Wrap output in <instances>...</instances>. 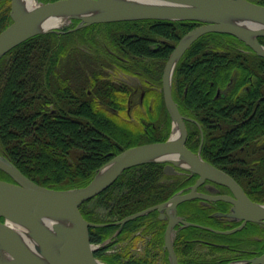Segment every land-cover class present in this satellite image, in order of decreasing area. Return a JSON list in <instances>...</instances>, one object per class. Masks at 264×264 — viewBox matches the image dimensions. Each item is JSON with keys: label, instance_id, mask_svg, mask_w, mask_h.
I'll list each match as a JSON object with an SVG mask.
<instances>
[{"label": "trees", "instance_id": "obj_1", "mask_svg": "<svg viewBox=\"0 0 264 264\" xmlns=\"http://www.w3.org/2000/svg\"><path fill=\"white\" fill-rule=\"evenodd\" d=\"M10 2L0 1V31L11 23ZM198 24L114 21L23 41L0 59V155L39 185L71 189L87 185L124 149L165 141L172 122L162 90L168 43ZM259 40L264 44V37ZM158 41L167 43L154 49L152 42ZM109 55L118 69L114 78L102 69L111 63ZM120 73L135 75L140 86ZM218 88L224 91L217 97ZM173 96L181 113L202 126L203 157L232 175L246 192L257 190L251 197L264 202V57L232 34L205 33L177 64ZM188 124L194 137L188 141H194L190 147L197 151L201 129L194 121ZM217 149V154L210 152ZM0 178L9 177L0 169ZM184 178L165 173L163 163L136 165L80 210L89 221L115 222L165 202L191 184ZM181 205L190 221L211 226L217 220L197 199ZM162 221L153 210L126 222L115 237L119 225L90 227L91 242L100 245L95 256L109 264H169L162 249ZM197 237L229 243L232 235L195 226L181 229L175 242L181 264L196 262ZM140 240L144 250L132 252Z\"/></svg>", "mask_w": 264, "mask_h": 264}, {"label": "water", "instance_id": "obj_2", "mask_svg": "<svg viewBox=\"0 0 264 264\" xmlns=\"http://www.w3.org/2000/svg\"><path fill=\"white\" fill-rule=\"evenodd\" d=\"M10 16L12 22L0 32V59L28 38L59 28L60 25L44 26L53 18L78 19V28L139 19H186L202 24L181 38L164 67V100L173 123L165 141L124 149L102 165L87 185L71 189L39 185L0 155V169L13 180L0 179V264H107L94 255L97 247L90 241L89 228L122 226L152 210H158L160 218H168L164 248L169 252L170 264H179L173 247L175 226L201 225L183 220L177 215V208L195 197L231 202L232 211L219 215L243 220L240 226L217 232L233 233L247 222H264V203L253 201L231 175L205 161L201 151L194 152L186 146L185 117L172 92L178 62L205 33L232 34L264 57V45L258 39L264 37V5L249 0H54L39 4L33 0L31 5L23 6L20 0H11ZM145 163H165V173H177L176 168H179L197 174L199 180L190 192L177 193L163 203L114 223H95L82 215L79 207L83 202L108 188L125 169ZM206 180L227 186L234 197L197 192V186ZM47 219L56 222L47 224ZM13 224L24 230L27 239L11 226ZM251 264H264V254L252 259Z\"/></svg>", "mask_w": 264, "mask_h": 264}, {"label": "flooded vegetation", "instance_id": "obj_3", "mask_svg": "<svg viewBox=\"0 0 264 264\" xmlns=\"http://www.w3.org/2000/svg\"><path fill=\"white\" fill-rule=\"evenodd\" d=\"M247 53H252V52L248 51ZM256 55L258 54L256 53ZM122 74L125 75L122 77L129 84L133 85L136 88L140 86V80L135 75H131L128 73L127 74L120 73V75ZM135 91L137 92V90ZM144 94L145 92L141 93L140 101L144 99L145 97ZM252 110L256 112L257 108L254 107ZM183 116L185 117V120H186L187 116L185 115ZM202 134L203 133H201V143L197 151H194L193 149L192 150L194 152L201 151V156L203 157L202 144H203L204 138ZM210 152L212 154H217L220 151L219 149H217V150H211ZM212 165L218 167L213 162H212ZM218 168L222 169L221 167H218ZM170 175L182 176V177H185L184 178L185 181L187 180L191 181L190 185L182 189L183 191L185 190L186 192L190 191L192 186H194L199 180L198 175L193 174L191 172L184 171V170H181V171L179 170V173H171ZM240 186L242 187L241 184ZM243 190L252 200H254L251 197V195L254 196V194L257 193V190L249 191V192H246L244 188ZM197 192L208 194L211 196L228 195V196L234 197L233 192L227 186L221 185V184L209 181V180H206L203 183L199 184L197 186ZM195 199H197L201 205H203L208 210H210V214H209L210 217L216 218L217 220L212 221L211 226L202 224V223H196L194 221H190L188 220V218H186L188 214L183 211L184 210L183 205H180L178 209V213H179V216L182 217L185 221L193 222L195 224H199L201 226L211 228V229H208V228H205V229L210 230L214 233H217L216 230L223 231V230L233 229L237 226H240L243 223V220L238 219V218H230V217L218 215V214H226V213L231 212L233 208V204L231 202H226L223 200H205L201 198H195ZM258 202H262V201H258ZM189 206H193V205H189ZM187 210H190V208H187ZM192 211L194 210H192V207H191V212ZM158 219H160L159 216H158ZM164 221H165V225L167 226L168 220H164ZM164 221L162 222L164 223ZM166 226H165V229H166ZM219 234L232 235V237L227 240L229 241V243H225L226 240H223V239H220L218 241L216 240L208 241V240H204L198 237L193 239V240H197L195 241L197 246L194 248V250L197 252V260L196 262L191 263V264H199V263L201 264H236V263L249 264L251 263L252 259L259 257L260 255L264 253V222H247L242 229L236 232L228 233V234L226 233H219ZM177 236H178V233H177ZM149 238H151V236H149ZM204 242H206V244ZM162 249L165 252L163 247ZM179 264L181 263L179 262Z\"/></svg>", "mask_w": 264, "mask_h": 264}, {"label": "bare ground", "instance_id": "obj_4", "mask_svg": "<svg viewBox=\"0 0 264 264\" xmlns=\"http://www.w3.org/2000/svg\"><path fill=\"white\" fill-rule=\"evenodd\" d=\"M249 1H252V2H254V3H258L257 1H254V0H249ZM20 2H21V4H23V6H29V5H31L32 4V2H33V0H20ZM186 19H184V20H172V21H185ZM73 21H77L78 23H77V25H74V24H72V22ZM188 21H190V20H188ZM191 21H194V20H191ZM70 22H71V24H68L66 27H61V28H57L56 30H54V31H56V32H58V33H62V32H67V31H76V30H79V29H81L80 27L78 28V25H79V23H80V20H78V19H72V20H70ZM197 22V24L198 25H201L202 24V22H199V21H196ZM61 23H62V20L60 19V18H53V19H49L48 21H46L45 23H44V26L47 28V27H51V26H57V25H61ZM10 25V23L7 25V26H9ZM6 26V27H7ZM5 27V28H6ZM86 27V26H85ZM196 27V26H195ZM194 27V28H195ZM4 28V29H5ZM83 28V27H82ZM4 29H2L1 31H3ZM193 29V28H192ZM191 29V30H192ZM0 31V32H1ZM189 32V31H188ZM187 32V33H188ZM184 36V35H183ZM182 36V37H183ZM181 37V38H182ZM181 38L180 39H178L177 40V42H174V43H168V46H169V49H171V51H170V54L169 55H171L172 54V52L174 51V49L176 48V46H177V44L179 43V41L181 40ZM161 42H164V41H158V42H152V47L154 48V49H157V48H160V46H161ZM164 43H167V42H164ZM12 50V49H11ZM10 50V51H11ZM10 51H8V52H10ZM7 52V53H8ZM6 53V54H7ZM5 54V55H6ZM259 55V54H258ZM118 56V55H117ZM108 57V59H106L107 60V63L108 62H111L110 64H108V65H105L102 69L103 70H105V71H107L108 73L110 72L111 74H112V77L114 78L116 75H117V71H118V69H117V66H116V63H114V61H113V59H114V56L113 55H109V56H107ZM263 57V56H262ZM163 72H164V70H163ZM120 76H125V75H120ZM162 77H163V74H162ZM107 78H110V76H107ZM223 89H221V88H218V90H217V93H216V96L218 97V96H220L222 93H223ZM173 98H174V96H173ZM175 100V99H174ZM137 103V101H136V98H134V103ZM164 102H165V100H164ZM176 102V101H175ZM177 103V102H176ZM166 105V104H165ZM178 105V104H177ZM179 107V106H178ZM167 108V107H166ZM168 111V110H167ZM168 113H169V111H168ZM169 115H170V113H169ZM171 117V116H170ZM172 119V118H171ZM190 121H194L195 123H197V125H198V127L201 129V133L203 132L202 131V126L198 123L199 121L198 120H196V119H194V118H192V117H188L187 116V118H186V120H185V125H186V128H187V131H188V137H187V141H186V146L188 147V148H190V146L192 145V142H194V141H188V138L190 137L191 139H194V137H192L191 135H190V130H189V124L188 123H190ZM173 125V123L171 122V131H172V126ZM202 136H203V138H204V135L202 134ZM8 160H10V159H8ZM204 160L205 161H207L208 163H210V164H212V161L210 160V159H205L204 158ZM11 161V160H10ZM109 161V160H108ZM107 161V162H108ZM12 162V161H11ZM106 162V163H107ZM106 163H104V164H106ZM103 164V165H104ZM132 167H134V166H132ZM132 167H129V168H127V169H125L124 171H122V173L118 176V178L126 171V170H128V169H130V168H132ZM3 171V170H2ZM6 173V172H5ZM7 174V173H6ZM8 175V177L9 178H0V179H2V180H6V181H13L12 180V178L10 177V175L9 174H7ZM117 178V179H118ZM116 179V180H117ZM115 180V181H116ZM114 181V182H115ZM113 182V183H114ZM112 183V184H113ZM111 184V185H112ZM110 185V186H111ZM107 189V188H106ZM105 189V190H106ZM103 192V191H102ZM101 192V193H102ZM100 194V193H99ZM98 194V195H99ZM97 196V195H96ZM96 196H94V197H96ZM93 197V198H94ZM93 198H91V199H93ZM91 199H89V200H91ZM170 199V198H169ZM168 199V200H169ZM89 200H87V201H89ZM189 200H192V199H188V200H186L185 202H188ZM87 201H85V202H87ZM167 201V200H166ZM224 201V200H223ZM85 202H83V203H85ZM226 202H228V201H226ZM82 203V204H83ZM163 203V202H162ZM147 209V208H146ZM142 210H145V209H142ZM142 210H140V211H142ZM139 212V211H138ZM135 213H137V212H135ZM134 214V213H133ZM147 214V213H146ZM146 214H144V215H146ZM219 215V214H218ZM141 216H143V215H141ZM221 216V215H220ZM140 216H138V217H136V218H139ZM47 224L48 223H54V222H56L55 220H53V219H47L46 221H45ZM12 227H14L16 230H18L19 231V233L20 234H22L26 239H27V235L25 234V232H24V230L21 228V227H19L18 225H11Z\"/></svg>", "mask_w": 264, "mask_h": 264}, {"label": "rangeland", "instance_id": "obj_5", "mask_svg": "<svg viewBox=\"0 0 264 264\" xmlns=\"http://www.w3.org/2000/svg\"><path fill=\"white\" fill-rule=\"evenodd\" d=\"M36 2L39 4V3H45V2H47V1H44V0H36ZM11 10V9H10ZM68 24H71V22L69 21V20H63L62 21V23H61V25H60V27L59 28H61V27H66ZM131 251L132 252H138L137 250L140 248V244H138L137 246L136 245H134V246H131ZM140 253V252H139ZM159 262H160V260H158L156 263H154V264H159Z\"/></svg>", "mask_w": 264, "mask_h": 264}]
</instances>
